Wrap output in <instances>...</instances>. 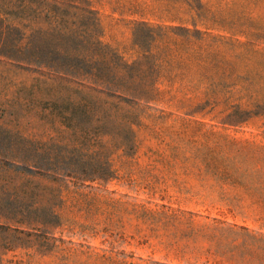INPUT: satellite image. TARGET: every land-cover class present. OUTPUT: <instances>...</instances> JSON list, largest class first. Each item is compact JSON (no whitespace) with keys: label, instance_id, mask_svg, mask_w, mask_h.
Segmentation results:
<instances>
[{"label":"rangeland","instance_id":"1","mask_svg":"<svg viewBox=\"0 0 264 264\" xmlns=\"http://www.w3.org/2000/svg\"><path fill=\"white\" fill-rule=\"evenodd\" d=\"M88 2L103 44L144 54L155 98L112 178L62 180L50 251L4 264H264V0ZM61 76L0 58V127L61 147L50 156L73 144V163L84 94Z\"/></svg>","mask_w":264,"mask_h":264},{"label":"trees","instance_id":"2","mask_svg":"<svg viewBox=\"0 0 264 264\" xmlns=\"http://www.w3.org/2000/svg\"><path fill=\"white\" fill-rule=\"evenodd\" d=\"M88 1L0 0V58L62 75L83 92L85 116L78 130L84 153L73 163L69 162L76 153L73 144L63 146L70 156H50L51 150L61 147L24 140L20 131L0 127V264L16 250L50 251L62 180L112 178L110 156L133 150L140 104L155 98L144 92L148 87L140 72L144 54L128 64L103 44ZM142 26H134L132 35L144 53L137 40ZM111 124L114 128H108ZM114 129L127 137L118 139Z\"/></svg>","mask_w":264,"mask_h":264}]
</instances>
